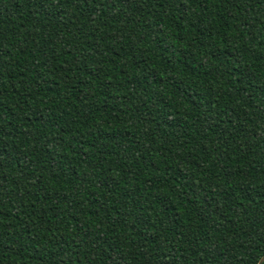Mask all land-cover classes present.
Instances as JSON below:
<instances>
[{"label": "trees", "instance_id": "16d2710c", "mask_svg": "<svg viewBox=\"0 0 264 264\" xmlns=\"http://www.w3.org/2000/svg\"><path fill=\"white\" fill-rule=\"evenodd\" d=\"M263 255L264 0H0V264Z\"/></svg>", "mask_w": 264, "mask_h": 264}, {"label": "water", "instance_id": "95a60500", "mask_svg": "<svg viewBox=\"0 0 264 264\" xmlns=\"http://www.w3.org/2000/svg\"><path fill=\"white\" fill-rule=\"evenodd\" d=\"M264 260V255L260 258V260L258 261V264H261V262Z\"/></svg>", "mask_w": 264, "mask_h": 264}]
</instances>
